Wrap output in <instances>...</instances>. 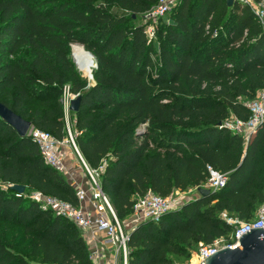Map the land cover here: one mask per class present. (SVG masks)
<instances>
[{
	"label": "trees",
	"instance_id": "1",
	"mask_svg": "<svg viewBox=\"0 0 264 264\" xmlns=\"http://www.w3.org/2000/svg\"><path fill=\"white\" fill-rule=\"evenodd\" d=\"M157 1L0 0V102L62 140V95H78L75 143L91 168L106 163L101 184L120 220L149 191L203 185L208 165L228 173L222 189L137 224L128 264H173L232 234L222 213L251 221L264 205V123L248 141L223 124L248 119L251 98H240L264 89V26L238 2L179 0L152 41L137 19ZM73 44L94 56L92 84L75 69ZM0 180V227L12 225L0 230V264H94L73 221L12 189L79 203L32 137L1 117Z\"/></svg>",
	"mask_w": 264,
	"mask_h": 264
},
{
	"label": "built area",
	"instance_id": "2",
	"mask_svg": "<svg viewBox=\"0 0 264 264\" xmlns=\"http://www.w3.org/2000/svg\"><path fill=\"white\" fill-rule=\"evenodd\" d=\"M179 0H158L157 3L145 12L146 20H158L169 15ZM242 5H247L255 13L260 23L264 26V0H234ZM146 33L149 39L156 37L155 28L146 24ZM62 102L65 114L70 113L71 101L78 95L71 94L67 88L63 93ZM250 111L248 119H241L235 115L224 121V126L233 132L243 135L248 141L257 128L264 123V89L259 90L254 99L244 102ZM68 136L65 139H57L48 131L31 127L29 136L38 145L45 163L66 176L72 186L75 187L78 197V205L65 201L58 197L45 194L41 191L32 192L31 198L44 209H52L57 215L73 221L82 231L87 243L95 242L99 235L104 236V243L110 249L109 257L99 247L90 249V257L94 264H128V241L131 231L143 221H159L160 218L174 210L182 208L186 201L185 191L175 190L169 196H161L152 191L143 196H138L133 206L131 215L120 220L111 204L109 195L104 191L101 184V174L106 163L103 162L98 168H91L82 156L74 140L72 129L69 127L66 116ZM71 148L81 171L85 173L86 181L81 180L75 174V165L72 163L65 149ZM75 162V161H74ZM209 175L207 181L200 186L190 189L199 195L198 188L206 187L212 191H218L225 187L228 182V173H223L207 166ZM225 221L235 227L228 237L215 239L211 244H202L196 264H205V260L213 253L230 247L236 248L239 239L251 229L264 228V205L259 207L256 217L251 221H241L238 217L222 213ZM264 238V236H261ZM121 260V261H120Z\"/></svg>",
	"mask_w": 264,
	"mask_h": 264
},
{
	"label": "water",
	"instance_id": "3",
	"mask_svg": "<svg viewBox=\"0 0 264 264\" xmlns=\"http://www.w3.org/2000/svg\"><path fill=\"white\" fill-rule=\"evenodd\" d=\"M227 3L232 6L235 1L227 0ZM87 53L93 58L92 64L96 67L93 54L88 50ZM90 78L93 79V70ZM80 104V97L73 99L70 104V111L77 112ZM0 117L13 126L20 136L29 135V130L32 127L31 122L15 113L2 102H0ZM12 189L19 193H24L25 186L16 184L12 186ZM198 191L201 196H207L212 193V190L206 187H199ZM261 236H264V228L251 229L250 232L247 231L246 234L240 237L239 245L236 248L227 247L213 253L205 260V264H264V238Z\"/></svg>",
	"mask_w": 264,
	"mask_h": 264
},
{
	"label": "rangeland",
	"instance_id": "4",
	"mask_svg": "<svg viewBox=\"0 0 264 264\" xmlns=\"http://www.w3.org/2000/svg\"><path fill=\"white\" fill-rule=\"evenodd\" d=\"M114 12H117V13H121L120 10H118L117 8H114ZM170 15V14H169ZM169 15H167L166 17H163L161 19H158V20H146L144 18V15H139L138 16V19H137V23L141 24V25H144L146 26V24L148 25H151L155 28V33L157 34V32L159 31V28L164 25V24H167L169 23ZM152 41H156V39H150ZM77 48H84L85 47L83 45H80V44H73L72 45V49H71V59H72V62L75 66V69L77 70L78 73L81 74V76L89 83V84H92L93 83V79L90 78V74H91V71L95 68L94 65L91 63L90 67H89V71L88 73L82 69L79 64L77 63L76 61V58H75V50ZM86 50V49H85ZM87 52V50H86ZM156 56V55H155ZM260 90V89H259ZM259 90L257 91H254V92H251V96L250 97H241L240 100L241 101H244L245 99H248V98H255L257 96V93L259 92ZM64 95H62V98H63ZM33 105H36L33 104ZM66 116L68 117V123H69V127L71 129H73V124H74V121L71 119V114L69 112L66 113ZM68 128V126H67ZM68 130V129H67ZM74 165L75 167H79V164L77 162V160L74 162ZM80 169V168H78ZM81 171V170H80ZM82 172V171H81ZM85 174V173H84ZM8 184L4 181H1L0 180V188H7ZM190 189H187L185 190V192L187 193L185 196V199L186 200H190V199H193L194 197L197 196V193L195 194L194 191H191L190 192ZM24 197H30L31 198V195H32V190L28 191L27 188H25V191L24 193ZM12 225H3L0 227V230L1 232H3L5 229L7 228H11ZM202 244H193V246L191 247V250H190V254L188 256H172V260H173V264H196V260H197V254L201 248ZM121 261V260H120Z\"/></svg>",
	"mask_w": 264,
	"mask_h": 264
},
{
	"label": "crops",
	"instance_id": "5",
	"mask_svg": "<svg viewBox=\"0 0 264 264\" xmlns=\"http://www.w3.org/2000/svg\"><path fill=\"white\" fill-rule=\"evenodd\" d=\"M70 157V159L72 160V163L74 164V161H76V157L72 151V149L69 147L67 149H65ZM79 168V167H78ZM75 168V174L78 176V178H80L83 181H86V177L84 172L80 171L81 169ZM104 236L103 235H99L96 239L95 242H90L88 243L89 248H93V247H99L102 249V251L105 253V255H107V257H109V255L111 254L110 249L105 245L104 243Z\"/></svg>",
	"mask_w": 264,
	"mask_h": 264
},
{
	"label": "bare ground",
	"instance_id": "6",
	"mask_svg": "<svg viewBox=\"0 0 264 264\" xmlns=\"http://www.w3.org/2000/svg\"><path fill=\"white\" fill-rule=\"evenodd\" d=\"M75 58L79 66L88 73L93 58L86 52L84 48H77L75 50Z\"/></svg>",
	"mask_w": 264,
	"mask_h": 264
}]
</instances>
